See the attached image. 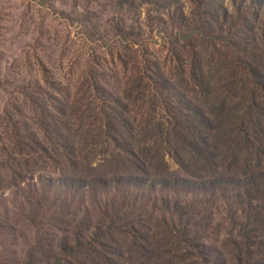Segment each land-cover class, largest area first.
I'll return each mask as SVG.
<instances>
[{
  "label": "rangeland",
  "instance_id": "rangeland-1",
  "mask_svg": "<svg viewBox=\"0 0 264 264\" xmlns=\"http://www.w3.org/2000/svg\"><path fill=\"white\" fill-rule=\"evenodd\" d=\"M198 1L0 0V264H263L245 260L264 251V206L227 186H175L204 180V164L150 130L147 102L128 93L139 68L183 48L180 33L192 32L200 58L213 49L183 25ZM204 1L197 22L222 5L227 31L238 14L258 25L264 10V0ZM121 135L162 154L170 184L129 182L138 172Z\"/></svg>",
  "mask_w": 264,
  "mask_h": 264
},
{
  "label": "trees",
  "instance_id": "trees-1",
  "mask_svg": "<svg viewBox=\"0 0 264 264\" xmlns=\"http://www.w3.org/2000/svg\"><path fill=\"white\" fill-rule=\"evenodd\" d=\"M206 5L204 0H199L193 19L186 20L183 25L213 49L200 58L196 43L187 38L192 32L180 33L183 48L171 49L163 66L139 68L137 71L143 75L142 79H134L136 82L128 87V93L135 92L134 95H139L138 100L147 102L141 114L146 116L144 119L150 130L165 136V142L171 136L174 139L172 146L178 154L204 164L201 165L204 171H198L204 180H194L198 177L195 174L184 183H174L175 186L195 191L230 187L240 196L243 194L244 199L247 197V206H264V140L260 136L264 130L261 119L264 115V10L258 15V25L248 23L245 16L238 14V21L232 17L229 22L230 28L236 27L235 30L227 31L221 29V24L227 23L229 18L222 5L218 13L215 9L216 13L207 11L205 21L197 22V16H204L200 11ZM177 14L174 10L169 16L183 22L185 17ZM132 64L134 68L136 64L133 61ZM163 71L169 75L166 81L162 77ZM177 80L182 85L174 89L171 83ZM109 102L115 101L110 99ZM160 109L163 113L159 115ZM158 115L166 119L165 123L170 119L167 124L172 125L169 126L171 131L159 118L156 123ZM142 140L144 138H132L136 145L133 151L127 137H120L118 147L132 158L130 161L138 172L133 175L130 169L127 170L130 171L128 181L138 185L167 186L170 181L165 175L168 172L164 169V156L160 154L158 161L157 153L155 161L153 156L148 158L147 148L137 147ZM229 140L232 141L227 144ZM242 151L252 159H243ZM209 154L217 155L210 161ZM145 174L152 177L145 178ZM192 239L193 244H190L198 245ZM258 240L256 237L253 243L257 244ZM254 247L245 261L250 263L257 256L264 264V251L261 246Z\"/></svg>",
  "mask_w": 264,
  "mask_h": 264
}]
</instances>
